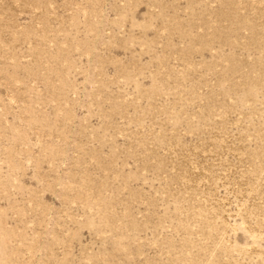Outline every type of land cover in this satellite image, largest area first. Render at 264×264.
I'll list each match as a JSON object with an SVG mask.
<instances>
[{
  "label": "rangeland",
  "instance_id": "obj_1",
  "mask_svg": "<svg viewBox=\"0 0 264 264\" xmlns=\"http://www.w3.org/2000/svg\"><path fill=\"white\" fill-rule=\"evenodd\" d=\"M0 264H264V0H0Z\"/></svg>",
  "mask_w": 264,
  "mask_h": 264
}]
</instances>
